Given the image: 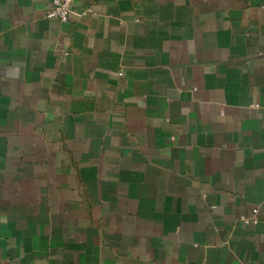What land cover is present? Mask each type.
<instances>
[{"label":"crops","instance_id":"crops-1","mask_svg":"<svg viewBox=\"0 0 264 264\" xmlns=\"http://www.w3.org/2000/svg\"><path fill=\"white\" fill-rule=\"evenodd\" d=\"M51 6L0 0V264H264V0Z\"/></svg>","mask_w":264,"mask_h":264},{"label":"built area","instance_id":"built-area-1","mask_svg":"<svg viewBox=\"0 0 264 264\" xmlns=\"http://www.w3.org/2000/svg\"><path fill=\"white\" fill-rule=\"evenodd\" d=\"M75 0H51V9L46 13L49 18L58 19L61 22H67ZM255 223V220H245V223Z\"/></svg>","mask_w":264,"mask_h":264}]
</instances>
